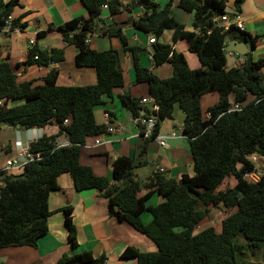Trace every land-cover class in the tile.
<instances>
[{
    "label": "trees",
    "instance_id": "1",
    "mask_svg": "<svg viewBox=\"0 0 264 264\" xmlns=\"http://www.w3.org/2000/svg\"><path fill=\"white\" fill-rule=\"evenodd\" d=\"M80 1L87 10V18L77 17L57 27V31L65 44L78 50L75 65L95 71V85L60 87L56 84L55 71L48 73L41 86L18 83L11 67L0 63L3 104L0 125L26 130L55 125L58 129L55 135L42 136L30 143V152L39 154L41 160L4 178L5 186L0 190V248L35 247L39 238L47 234L49 194L58 190L57 178L67 174L76 192L101 193L107 201L109 216L129 224L155 246L156 251L146 253L127 248L120 255L123 259H134L136 264H254L238 262L239 250L233 240L241 236L253 254L264 244V174L257 183L243 179L244 174L253 170L248 157L253 154L264 157V57L254 60L247 53L242 56V64L227 67L225 48L229 41L235 40L255 50L264 34L253 38L234 26L224 30L218 18L226 14V0H177L178 8L190 15L191 31L171 16L175 0H169L162 9L152 0H136L143 15L127 23L155 38L153 62L168 63L172 76L159 79L141 67L138 56L142 49L137 47L129 49L135 82L147 84L150 97L158 105L155 135L162 122L173 118L174 106L183 113L181 134L188 141L193 173L183 175L179 181L159 173L139 180L134 171L144 162L119 157L111 165L115 182L111 185L107 178L97 177L90 167L81 165L79 155L87 138L105 132L95 122L94 108L102 103L103 96L109 97L113 90L124 86L118 53L113 49L97 52L86 44L100 23L101 7L107 5L109 14L113 15L119 11V5L105 0ZM244 1L234 0L236 12H240ZM17 3L18 0L6 3L0 0V30ZM17 23L15 20L13 26ZM165 30L172 32L168 45L156 42ZM103 34L118 38L123 48L128 49L121 27H109ZM180 41L196 56L198 69L190 70L182 53L173 48ZM34 54L38 55L37 60H33ZM51 61L55 64L63 61V52H43L33 47L27 64L48 66ZM211 93L216 95L217 102L207 108L205 115L210 117L206 119L200 101L203 95ZM229 98L241 106L240 111H229ZM17 99L23 100L22 104L7 106ZM117 99L134 117L139 116L141 109L136 99L122 95ZM60 136L69 143L67 147L56 146ZM144 151L143 148L141 157ZM231 177L235 180L232 188L217 190ZM153 194L163 202L147 205ZM219 204L230 212L221 221L220 231L208 227L195 233L209 207ZM61 211L65 215L70 250L75 251L77 241L71 208ZM144 213L150 217L147 223L141 219ZM104 263V256L94 259L89 252H82L63 256L57 264Z\"/></svg>",
    "mask_w": 264,
    "mask_h": 264
},
{
    "label": "crops",
    "instance_id": "2",
    "mask_svg": "<svg viewBox=\"0 0 264 264\" xmlns=\"http://www.w3.org/2000/svg\"><path fill=\"white\" fill-rule=\"evenodd\" d=\"M3 1L6 3L9 0ZM105 1L116 2L119 5V11L111 15L109 9H101L100 23L95 28V32L89 35L87 45L97 52L113 49L118 53L124 86L113 90L109 97L103 96L102 103L94 108L95 122L105 128V132L97 137L86 139L85 144L80 148L79 163L90 167L95 176L107 178L111 185L115 184L112 179L111 165L119 157L144 162L134 171L139 180L157 173V168L164 169L162 175L168 179L178 180L183 175H192V159L188 141L181 136L184 115L179 108L176 111V106H174L173 118L165 120L158 128L157 135L163 136L173 132L178 137L169 141L167 148H162L156 141H146L141 138L138 129L131 123L134 116L118 102V95L136 99L141 109L140 116L146 115L148 107L140 105L139 101L143 98H151L148 85L135 82L129 49L140 47L142 51L138 56L139 65L147 68L159 79L170 78L172 68L168 63L156 65L151 59L152 45L148 44L149 35L135 28L131 23H127L143 15L144 11L137 5L136 0ZM152 1L158 9H162L169 0ZM225 11L230 13V17L238 14L243 23L242 31L249 33L253 38L264 34V0H245L240 12L235 11L234 0H226ZM10 16L17 20L19 31L2 32L0 30V63L5 62L11 67L18 83L31 82L34 86H41L48 73L55 71L57 73L56 84L60 87L95 85V71L92 68H79L75 65L74 58L78 50L72 45L65 44L61 34L57 31V27L77 17L87 18V10L80 0H18ZM171 16L183 24L186 30L191 31L190 15L178 8L177 0L171 6ZM113 24L114 28L121 27L128 49L123 48L118 38H109L103 34L104 29ZM171 35V31L165 30L156 42L168 45L171 43ZM30 40L34 41V47L38 51L61 50L63 61L56 63L54 67L27 64ZM246 46L254 60L264 57V39L257 41L255 50ZM173 48L182 53L190 70L200 67L198 60L192 59L185 42H177ZM255 53H257L256 58ZM230 56L234 57L233 66L243 63L242 57L235 54ZM212 94L215 95L211 93L202 96L201 110L205 109L206 112L207 108L217 102L216 95L211 99L205 98ZM229 100L232 104L233 99L229 98ZM22 102L21 99L12 100L7 106L20 105ZM107 127H121L122 132L108 133L106 132ZM57 131L55 125L29 130L19 126L0 125V169L7 161L15 158L19 149L29 147L30 143L42 136H53ZM98 138L101 139L102 144L95 146L94 141ZM64 140L66 139L60 136L56 141ZM143 148L145 151L141 157L140 152ZM17 172L13 171V173ZM57 184L58 190L51 192L48 198L50 215L47 218V234L39 238L35 247L0 248V264H57L63 256H72L82 252H89L94 259L104 256V264H136L134 259L121 258V253L127 248L141 253L156 251L153 243L136 232L129 224L117 222L115 218L109 216L107 201L101 193L95 190L76 192L72 179L67 174L59 176ZM162 202L163 199L160 196L153 194L147 201V205L155 206ZM65 207H70L72 211V223L75 227L77 241L75 251L70 250L67 240L65 215L61 211ZM141 219L143 223H147L150 217L144 213Z\"/></svg>",
    "mask_w": 264,
    "mask_h": 264
},
{
    "label": "built area",
    "instance_id": "3",
    "mask_svg": "<svg viewBox=\"0 0 264 264\" xmlns=\"http://www.w3.org/2000/svg\"><path fill=\"white\" fill-rule=\"evenodd\" d=\"M103 10H107L108 7L107 5H103L101 7ZM219 22L222 24L224 30H228L230 26H234L236 29L242 31L243 30V23L240 19V16L238 14H234L232 18H229L226 14L221 15L218 18ZM15 19L12 18V16H8L5 23L4 27L1 29L2 32H18L19 27L18 26H13ZM198 33V31H197ZM210 33V31H207V35ZM200 34V33H198ZM88 43V39L86 40V44ZM155 43V38L154 37H149L148 39V44L152 45ZM29 48L27 51V55L30 54L32 48L34 47V41L30 40L28 42ZM38 55L34 54L33 55V60H37ZM152 59V56H151ZM49 65L51 67H54L56 64L54 62H50ZM140 105H145L148 107L149 113L146 115H140L137 117H133L131 119V123L138 129L139 135L141 136L142 139L148 140V141H156L159 147L162 148H167L168 147V142L171 140H174L177 137L176 133H167L166 135L160 136V135H155V128H156V121L158 119L157 113H158V105L155 103V101L152 98H143L139 101ZM3 104L0 102V107ZM241 106L238 104H230L229 111H240ZM210 117V114L206 115V119ZM105 118L108 119L107 115H105ZM64 123H67L65 121ZM106 132L108 133H113V132H122L121 127L117 128H112V127H107ZM182 136V134H181ZM95 146L101 145L102 141L100 138L94 141ZM69 143L64 140L62 142L57 141L56 146L58 148L62 147H67ZM41 160V156L39 154H33L30 152V147H25L22 149H19L16 153V156L14 159H11L5 163V166L0 169V190L4 188L5 186V181L4 178L7 174L13 172V171H19L22 167L25 165L33 162V161H38ZM248 161L253 165V170L249 173H246L243 175V179L251 182V183H257L260 180V177L264 174V157L263 156H258L257 154L250 155L248 157ZM157 173L163 174L164 169L162 168H157ZM178 179L177 181H179Z\"/></svg>",
    "mask_w": 264,
    "mask_h": 264
},
{
    "label": "rangeland",
    "instance_id": "4",
    "mask_svg": "<svg viewBox=\"0 0 264 264\" xmlns=\"http://www.w3.org/2000/svg\"><path fill=\"white\" fill-rule=\"evenodd\" d=\"M226 15L229 18L230 13L226 12ZM234 15V14H233ZM114 17V16H113ZM107 24V23H106ZM115 25H110V27H114ZM258 53V52H257ZM257 53H255V58L257 56ZM192 59L194 61H197L196 56L193 53H190ZM257 59V58H256ZM215 97V95H207L205 98L211 99V97ZM213 106V105H212ZM178 111V106L175 107ZM207 110V109H206ZM205 109L202 110V113L204 114ZM206 118V115H204ZM135 173V172H134ZM235 185V180L231 177L229 179H226L223 184L217 189L219 191H224L226 188H232ZM229 209L225 208L223 205L219 204L216 207L210 206L209 212L205 216V218L199 223V225L195 229V233L202 231L208 227L214 228V230L218 233L220 231V224L221 221L229 214ZM234 243L238 247V254L237 259L238 262H245V263H254V264H264V244H261V248L257 251H255V254L252 253V249L248 246V244L241 238V236H237L234 240ZM240 253V255H239Z\"/></svg>",
    "mask_w": 264,
    "mask_h": 264
},
{
    "label": "water",
    "instance_id": "5",
    "mask_svg": "<svg viewBox=\"0 0 264 264\" xmlns=\"http://www.w3.org/2000/svg\"><path fill=\"white\" fill-rule=\"evenodd\" d=\"M248 53V49L246 44L240 43L234 40L228 42V45L225 48V57L227 59V67L233 66L234 57H231V54H235L237 56H244ZM232 61V62H231ZM12 127L11 125H8Z\"/></svg>",
    "mask_w": 264,
    "mask_h": 264
}]
</instances>
